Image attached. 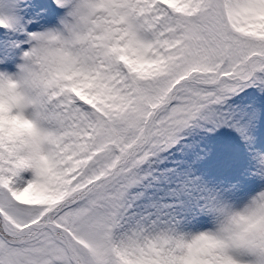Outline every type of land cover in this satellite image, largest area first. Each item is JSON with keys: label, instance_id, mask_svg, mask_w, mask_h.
I'll return each instance as SVG.
<instances>
[{"label": "snow or ice", "instance_id": "6c2138e0", "mask_svg": "<svg viewBox=\"0 0 264 264\" xmlns=\"http://www.w3.org/2000/svg\"><path fill=\"white\" fill-rule=\"evenodd\" d=\"M0 264H264V0H0Z\"/></svg>", "mask_w": 264, "mask_h": 264}, {"label": "rangeland", "instance_id": "374dc122", "mask_svg": "<svg viewBox=\"0 0 264 264\" xmlns=\"http://www.w3.org/2000/svg\"><path fill=\"white\" fill-rule=\"evenodd\" d=\"M241 162H244V157L243 156L241 157Z\"/></svg>", "mask_w": 264, "mask_h": 264}, {"label": "clouds", "instance_id": "9594fccd", "mask_svg": "<svg viewBox=\"0 0 264 264\" xmlns=\"http://www.w3.org/2000/svg\"><path fill=\"white\" fill-rule=\"evenodd\" d=\"M26 128L28 127V126H25Z\"/></svg>", "mask_w": 264, "mask_h": 264}]
</instances>
